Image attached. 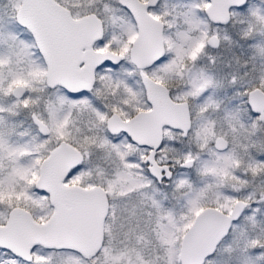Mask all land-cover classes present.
Masks as SVG:
<instances>
[{
	"label": "snow or ice",
	"instance_id": "6c2138e0",
	"mask_svg": "<svg viewBox=\"0 0 264 264\" xmlns=\"http://www.w3.org/2000/svg\"><path fill=\"white\" fill-rule=\"evenodd\" d=\"M0 264H264V0H0Z\"/></svg>",
	"mask_w": 264,
	"mask_h": 264
}]
</instances>
